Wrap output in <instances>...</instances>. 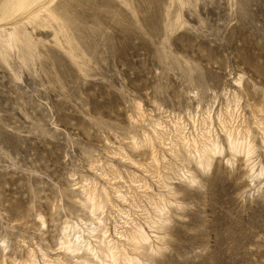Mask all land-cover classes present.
I'll return each mask as SVG.
<instances>
[{
  "label": "rangeland",
  "instance_id": "1",
  "mask_svg": "<svg viewBox=\"0 0 264 264\" xmlns=\"http://www.w3.org/2000/svg\"><path fill=\"white\" fill-rule=\"evenodd\" d=\"M98 222L264 264V0H0V264H80Z\"/></svg>",
  "mask_w": 264,
  "mask_h": 264
},
{
  "label": "bare ground",
  "instance_id": "2",
  "mask_svg": "<svg viewBox=\"0 0 264 264\" xmlns=\"http://www.w3.org/2000/svg\"><path fill=\"white\" fill-rule=\"evenodd\" d=\"M96 210L97 207L92 204L90 212L94 214ZM97 221H99V219H97ZM98 229L100 230V233H102V237L96 236ZM100 233H98V235ZM126 237L131 242L132 253H129L125 249L119 250L116 240L107 239L105 231H102L101 223L98 222L97 226L94 225L90 228L78 229V231H75L73 236L69 233H64L61 248L74 256L82 254L84 257L80 261V264H90V259H88L89 257L94 260L93 264H140L141 262L138 260L135 253L140 252V249L146 240L143 231L134 230L129 233V235H126ZM90 238H94L96 243L93 244ZM44 264L61 263L47 260Z\"/></svg>",
  "mask_w": 264,
  "mask_h": 264
}]
</instances>
